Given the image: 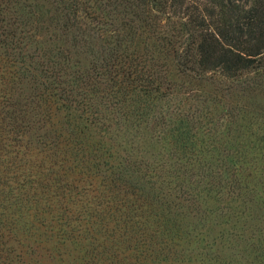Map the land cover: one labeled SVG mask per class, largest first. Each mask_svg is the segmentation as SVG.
<instances>
[{
    "label": "trees",
    "instance_id": "obj_1",
    "mask_svg": "<svg viewBox=\"0 0 264 264\" xmlns=\"http://www.w3.org/2000/svg\"><path fill=\"white\" fill-rule=\"evenodd\" d=\"M0 264H264V0H0Z\"/></svg>",
    "mask_w": 264,
    "mask_h": 264
}]
</instances>
